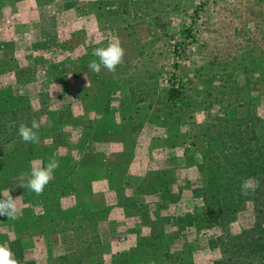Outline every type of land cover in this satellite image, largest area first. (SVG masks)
I'll list each match as a JSON object with an SVG mask.
<instances>
[{"label":"rangeland","instance_id":"obj_1","mask_svg":"<svg viewBox=\"0 0 264 264\" xmlns=\"http://www.w3.org/2000/svg\"><path fill=\"white\" fill-rule=\"evenodd\" d=\"M113 38L123 59L93 72ZM33 120L35 144L18 135ZM53 156L44 191L24 187ZM250 162L264 176V0H0V192L18 198L0 244L17 264H215L264 228Z\"/></svg>","mask_w":264,"mask_h":264},{"label":"clouds","instance_id":"obj_2","mask_svg":"<svg viewBox=\"0 0 264 264\" xmlns=\"http://www.w3.org/2000/svg\"><path fill=\"white\" fill-rule=\"evenodd\" d=\"M93 57L88 67L95 73H100L102 68L108 71H114L120 64L124 56V49L119 43L117 38H113V41L107 46L96 47L92 51ZM40 125L37 121L33 120L30 125L20 123L18 127V135L22 141L26 143H38L40 137L38 135V129ZM30 163V170L26 175L27 179L23 185L30 191L37 194L42 193L46 185L53 179L54 171L59 167V160L53 156L48 160L46 164H43L40 160H32ZM254 187L251 178L242 179L240 184V190L242 193L247 194L249 190ZM17 199L13 198L11 191L7 189L0 192V216H7L14 218L18 212ZM11 251L4 245L0 244V264H17V262L11 259Z\"/></svg>","mask_w":264,"mask_h":264},{"label":"trees","instance_id":"obj_3","mask_svg":"<svg viewBox=\"0 0 264 264\" xmlns=\"http://www.w3.org/2000/svg\"><path fill=\"white\" fill-rule=\"evenodd\" d=\"M180 96V92L178 89H170L169 90V99L173 102L177 100ZM254 163V162H253ZM253 163H249L247 166V170L250 172L253 179L257 184L256 189L263 187L264 189V176L261 174L256 175L262 169L257 168ZM263 172V171H262ZM257 195H260L259 193ZM264 197L262 198V200ZM264 220V217H263ZM256 230V228H255ZM252 230L251 232H253ZM260 236L255 239L252 234V238L249 244L246 245H237V249L233 252L223 253L225 257L219 262L215 264H262L264 262V228L260 230ZM240 246V248H238ZM241 259V260H240Z\"/></svg>","mask_w":264,"mask_h":264}]
</instances>
